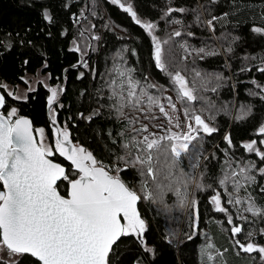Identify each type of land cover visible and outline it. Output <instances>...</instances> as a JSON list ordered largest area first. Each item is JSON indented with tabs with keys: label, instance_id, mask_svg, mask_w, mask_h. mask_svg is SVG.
I'll return each mask as SVG.
<instances>
[{
	"label": "trees",
	"instance_id": "obj_1",
	"mask_svg": "<svg viewBox=\"0 0 264 264\" xmlns=\"http://www.w3.org/2000/svg\"><path fill=\"white\" fill-rule=\"evenodd\" d=\"M91 1L0 0V86L6 97L3 113L15 108L19 117H29L34 130H46L51 144L56 138L50 117L55 115L57 125L61 130H68L74 144L91 152L110 169L122 168L124 163L118 157L125 154L123 145L132 137L142 138L135 130L144 122L139 120V111L133 117V110L125 108L121 116L111 107L110 81H118L119 77L111 61L108 78L104 69L106 60H113L117 57L115 54L122 55L124 73H130L141 84L170 86L173 80L169 73L180 72L189 83L195 81L198 97H203L197 102L199 111L203 109L200 112L216 129L211 135L200 134L204 140L201 155L191 158L185 155L179 167V171L185 170L193 177L199 174L197 180L204 185L197 188L194 195L199 226L194 229L193 238L177 251L167 231V222L152 202L145 205L141 200L138 211L149 221L142 242L135 236L122 237L110 254V264H264L258 252H243L236 243L264 246V217L246 211L249 197L257 208L264 209V174L260 171L264 169V160L244 147L255 141L256 148L264 151L261 143L264 135L260 133L264 126V71H261L264 69V33L253 31L254 28L264 29V0H126L124 5L129 4L141 22L155 25L152 35L119 4L101 0L112 27L100 26L101 30L96 27L98 36L93 38L95 45L87 65L73 70L71 68L81 63L87 54L81 51L78 41L83 28L87 31L90 28L86 11ZM170 9L173 11L169 13ZM209 21H212L211 26ZM101 24L104 25V21ZM176 31L181 35L174 36ZM153 36L163 46L164 71L154 60ZM197 72L200 77H196ZM38 75L48 77V86L39 83L24 100L11 96L2 86L25 87L28 77ZM211 76L216 78L214 92L213 87L208 86ZM66 83V94L49 116V89H61L59 99ZM202 85H206L207 90ZM152 112L161 115L157 108ZM147 125L149 131L145 135L154 128L161 135L167 132L165 128ZM226 137L231 139V145ZM50 158L68 167L70 179L77 178L74 177L76 170L58 153ZM249 165L244 175L254 179L249 182L244 176L234 177L243 185L238 192L233 189L232 179L220 185L225 173ZM139 175L136 168L130 167L120 172L128 186L135 183ZM64 184L66 188L61 191ZM68 187L64 180L58 184V191L67 196ZM0 191H3L2 184ZM216 193L220 195L224 212L216 211L212 203ZM230 193L232 203H229ZM237 198L242 203L236 204ZM238 225L243 231L233 236L231 229ZM198 227L205 231L202 235ZM248 233L253 234L250 240ZM208 244L213 248L207 249ZM204 250L213 256L212 261L202 255ZM16 264L38 262L30 255H19Z\"/></svg>",
	"mask_w": 264,
	"mask_h": 264
},
{
	"label": "snow or ice",
	"instance_id": "obj_2",
	"mask_svg": "<svg viewBox=\"0 0 264 264\" xmlns=\"http://www.w3.org/2000/svg\"><path fill=\"white\" fill-rule=\"evenodd\" d=\"M112 3L119 4L149 35H152L154 24L141 22L130 5L126 7L120 0H112ZM171 11L173 10L170 9L169 13ZM208 23L211 26L212 21ZM253 31L264 33V29L261 28H254ZM173 35L178 37L181 33L176 31ZM152 39L155 45L156 66L164 71L166 67L162 59L160 41L155 36ZM169 75L176 86L177 99L183 105V124L177 115L179 110L172 97L165 98L167 101L165 105L161 102L160 96L150 94L148 89L155 85L141 84L140 81L134 80L130 73L126 75L122 71L118 72V81H110L112 94L109 99L113 101V107L119 115L123 116L125 108H131L142 113L146 111L148 114L145 116L146 119L158 120L161 117L152 112L153 108H157L169 125L164 135L157 136L155 133L145 135L144 133L149 131L148 125L141 124L135 131L142 139L132 137L130 142L123 145L128 150L127 155L118 157L125 164L123 169L118 167L110 169L96 160L91 152L83 147L74 146L67 129L61 130L58 127L55 129L53 149L43 142V129L37 130L41 137L38 142L28 119L13 120V117H16L15 109L8 113L7 118L0 115V184L3 185V191H0V252L6 251L9 258L29 254L38 264H110L109 257L113 245L121 237L136 236L142 242L146 224L137 205L141 199H153V194L148 188L149 179L158 190L163 191L165 185L158 180L161 173V168L158 167L161 158L166 169L163 179L169 181L167 187L181 197L182 203H188L195 209L196 201H188L186 191L183 194L180 191V185L187 189L189 180H195V177L182 170L179 175L176 172L179 170L182 156L190 153V146L196 147L193 142L202 139L200 134L211 135L216 129L211 127L192 106L198 99H203L195 94L197 91L195 81L190 86L189 81L180 72ZM196 77H200L199 72L196 73ZM202 86L207 90L206 85ZM211 90L214 92L216 89ZM49 91L51 95L48 97L47 105L49 111H52L58 91L56 88ZM3 105L4 98L0 96V107ZM131 123L135 124L136 121ZM52 124H56L55 115L52 117ZM156 127L162 128L163 125ZM173 127L179 131H173ZM260 133L264 135V127L260 128ZM225 139L231 145V139L228 137ZM261 143L264 144V141ZM255 145L256 142L253 141L244 147L264 160V152L258 150ZM56 153L70 161L78 178L70 179L63 167L49 159ZM137 165L140 176L144 178L141 180L140 192L130 188L120 176V172L128 167L136 168ZM192 167L195 168L196 165ZM248 167L251 165L225 173L219 181L220 185L224 186L232 179L233 189L238 192L243 185L239 180L233 179L234 177L244 176L249 182L254 179L244 175ZM260 171L264 174V169ZM60 180L68 182L67 197L58 191L57 182ZM172 184H176L177 187L172 189ZM196 187L203 188L204 185L197 183ZM232 202L230 193L229 203ZM234 202L242 203L238 198ZM212 203L216 211H225L221 207L219 194L212 197ZM246 211L264 217V209L257 208L251 197L248 198ZM228 223H233L231 216ZM241 231L242 228L239 226L231 229L233 236ZM252 235L248 233L249 240ZM236 243L243 252H258L264 260V246L252 242ZM206 247L211 249L213 245L208 244ZM145 251L148 249L145 248ZM202 255H206L208 261L213 260V256L206 250ZM0 264L16 262L0 258Z\"/></svg>",
	"mask_w": 264,
	"mask_h": 264
},
{
	"label": "rangeland",
	"instance_id": "obj_3",
	"mask_svg": "<svg viewBox=\"0 0 264 264\" xmlns=\"http://www.w3.org/2000/svg\"><path fill=\"white\" fill-rule=\"evenodd\" d=\"M125 1L126 0H120V2H122L123 4L126 3ZM126 5L129 6V4H126ZM86 15H87V18L89 19L87 21V25L88 24L90 25V28L88 31L90 32L91 29H94V31L91 32V35H89V34H87L88 31L83 28V30H82L83 35L81 34V38L78 41V44L81 47V51L83 53H85V52L87 53L85 57L92 54V50H93V47L95 45L93 38L95 39L98 36L97 31L95 30L96 27H98L101 30V27L103 28V27H105V25H109V21H108L107 16H106V11H105L104 5H103L101 0H92L90 7L86 11ZM102 21H104V25L101 24ZM109 26L112 27L111 25H109ZM79 45H77L76 47L78 48ZM161 49H162V53H163V46L161 47ZM114 56H117V57H115L113 60H106L107 62L104 64V69L108 74V78H110L109 71H111V68L108 70V65L111 61H113V66H112L113 70L116 68V69H118V72L119 71H122V72L125 71V64L123 62V56L119 55V54H115ZM114 66H115V68H114ZM202 80H203V78H202ZM209 80H210L209 85L206 82L205 83L208 86L215 88V85L213 83L216 80V78L211 76V77H209ZM39 83H42L45 86H48V77H43L42 75H38L37 77H31L30 76L27 78V85L25 87L19 86L15 89L9 85H6V84H3L2 86L5 88V90L11 96L24 100L27 98V95L29 92H31L37 88ZM189 84L191 86L192 83H189ZM152 85H155V87L150 88L148 90H151L154 94H157V96H160L161 102L164 103L165 105L167 104V101L165 98L166 97H172L173 102L176 103L177 109L179 110L177 112V115L180 117V121L183 124V122H184L183 105L177 99L176 86L174 85V83L170 86H160V85H157L156 83H152ZM57 91H58V96H57V99H58L61 89H57ZM195 94L197 96L200 95V94H198V92H196ZM197 102H199V99L197 101H195L192 106L197 110L198 114H201L202 118L205 119V121L207 123H209V121L199 111V104H197ZM111 107H113V106H111ZM12 109H15V108L9 109V111L7 113H4V115L8 116V113L11 112ZM133 112H134L133 117H135L137 111H133ZM153 114L156 115V113H153ZM146 115H148L146 113V111L144 113L139 111V114H138L139 120L141 122H144V125H147V123H149V125L155 126V125H163V123H164V126L160 129L165 128V130H168L169 125L167 124V121L161 115H158L161 117L159 119V121L146 119L145 118ZM16 118H19V114H18L17 110H16V117H13V120ZM209 125H211V124L209 123ZM38 129H43V142L46 145L53 147V149H54L55 142H54V144H51L49 142L47 134H46V130L44 128H38ZM37 130H35V134H36V138L39 142L41 137H40V134ZM172 130L173 131H179L178 129H175L174 127ZM158 132L159 131L156 130L155 128L151 130V133H155L157 136L161 135V134H158ZM135 137L137 139H142V138H138V136H135ZM263 141H264V139H263ZM203 143H204L203 137L199 141H194L193 144L196 145V147L190 146V153L187 155L190 158L194 157L196 155L199 157V155H201V152H202ZM74 146L81 147L78 143H75ZM263 146H264V144H263ZM127 151L128 150H124L125 154H123L122 156H126ZM262 152H264V151H262ZM182 158L185 159L186 156L184 155V156H182ZM128 159H131V157H128ZM199 160H200V158H199ZM158 167L161 168V173L158 177V180L163 185H165L163 191L158 190L155 187V185L153 184V182L149 179L148 188L153 194V199H141V200H142V203L145 205H149L151 202L155 205L157 213L161 217H163V220L165 223L167 222V224H168L167 231L173 237V244H174L175 249L177 251H179V250H181L182 244L184 242H187L188 239L190 240L191 238H193L194 229L197 226H199L198 220L196 219L197 218L196 213H197L198 207H195V209H193L188 203H182L181 197L177 196L176 192L174 190H170L167 187V185L169 184V181L163 179L164 172L166 171V169L163 167V158H161V164L158 165ZM123 168H125V164H124V166H122L121 169H123ZM130 168H132V167H130ZM138 168H139V165H137L136 169L138 170ZM198 170H199V166H198ZM182 171L184 173H186L185 170H182ZM196 172H198V171H196ZM176 174L179 175L180 171L177 170ZM191 175H192V173H191ZM198 175L199 174L195 173V175H194L195 180H189L187 189H185L182 185H180V191L182 194L186 191L188 201L194 200L195 190L197 189V187L195 188V185L197 183H200L197 180ZM74 177L78 178V175L76 174ZM142 179H144V178L139 175L137 177L136 182L131 184V186H129V187L135 189L137 192H140V184H141ZM65 186H66V184H64L62 187L59 186L60 190L64 191V189L66 188ZM176 187H177L176 184L171 185L172 189H175ZM140 194L143 195V193H140ZM216 194H218V193H216ZM65 197H67V196H65ZM221 207H222V205H221ZM146 208L147 207H144L143 210H146ZM143 210L141 211V213H144ZM140 216L145 221L146 229H147L148 225H149L148 219L144 215H140ZM238 226L242 228L241 225H238ZM198 229L200 230V232H202V233H200L201 235L205 232L202 229V227H198ZM242 231H243V229H242ZM197 243H198V241H197ZM212 253L215 254L214 251ZM0 257L3 258L4 260L11 259V260H14L15 262L19 259V255L9 258L6 251L0 252Z\"/></svg>",
	"mask_w": 264,
	"mask_h": 264
},
{
	"label": "water",
	"instance_id": "obj_4",
	"mask_svg": "<svg viewBox=\"0 0 264 264\" xmlns=\"http://www.w3.org/2000/svg\"><path fill=\"white\" fill-rule=\"evenodd\" d=\"M87 62H88V56L87 57H85L84 59H83V61L81 62V63H78L77 65H75V66H73L71 69H73V70H75V69H78V68H80V67H84L85 65H87ZM68 71V70H67ZM66 71V72H67ZM66 89H67V83H66V86L64 87V89H63V93H62V96L56 101V103L52 106V109L55 107V105H57L59 102H61L62 101V99H63V97H64V95L66 94ZM0 96H2L3 98H4V105L2 106V107H0V115H2V116H4L5 118H7V116L6 115H4V113H3V111H4V109H5V106H6V97H5V95L3 94V92H2V89H1V86H0ZM50 113H51V111H49V108H48V114H49V116H50ZM19 118H24V119H28L30 122H31V125H32V129H33V135L36 137V134H35V130H34V125H33V123H32V121H31V119L29 118V117H25V116H23V117H19ZM50 123H51V126H52V129L54 130V132H55V129L58 127L59 128V126L57 125V123L55 124V125H53L52 124V118L50 117ZM55 138H56V135H55ZM37 139V138H36ZM71 140V139H70ZM38 141V140H37ZM72 141V140H71ZM72 144L74 145V142L72 141ZM49 159H51L50 157H49ZM52 160V159H51ZM67 161V160H66ZM52 162L53 163H57V164H59L61 167H63L64 169H65V173L67 172V169H66V167L65 166H63L62 164H60V163H58V162H56V161H54V160H52ZM68 163H70V161H67ZM71 164V163H70ZM74 167V166H73ZM75 169V168H74ZM63 180H60V181H58L57 183L59 184L60 182H62ZM68 190H69V188H68ZM61 194V193H60ZM62 195V194H61ZM63 196V195H62ZM140 203V202H139ZM139 203H138V205H137V208H139ZM122 239V237L116 242V244L120 241ZM116 244H114L113 245V248L115 247V245ZM111 254V253H110ZM22 255H29V254H22ZM110 258V257H109Z\"/></svg>",
	"mask_w": 264,
	"mask_h": 264
},
{
	"label": "flooded vegetation",
	"instance_id": "obj_5",
	"mask_svg": "<svg viewBox=\"0 0 264 264\" xmlns=\"http://www.w3.org/2000/svg\"><path fill=\"white\" fill-rule=\"evenodd\" d=\"M62 158L66 161V159H65L64 157H62ZM66 162H67V161H66ZM67 163H68V162H67ZM60 164H61V163H60ZM68 164H69V167H70V168L74 169V167H73L70 163H68ZM62 165H63V164H62ZM63 166H65V165H63ZM65 167H66V169H67V171H68V167H67V166H65ZM66 175H67V172H66ZM63 181H64V180H63ZM63 181H62V182H63ZM62 182H60V183H62ZM60 183H59V184H60ZM68 188H69V187H68ZM63 196H64V195H63Z\"/></svg>",
	"mask_w": 264,
	"mask_h": 264
}]
</instances>
